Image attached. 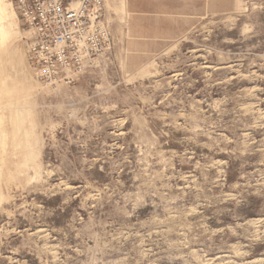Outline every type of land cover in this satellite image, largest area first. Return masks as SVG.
<instances>
[{"label":"rangeland","instance_id":"374dc122","mask_svg":"<svg viewBox=\"0 0 264 264\" xmlns=\"http://www.w3.org/2000/svg\"><path fill=\"white\" fill-rule=\"evenodd\" d=\"M124 1L110 53L48 86L0 0V264H264V0H198L133 73Z\"/></svg>","mask_w":264,"mask_h":264},{"label":"built area","instance_id":"2783aa9c","mask_svg":"<svg viewBox=\"0 0 264 264\" xmlns=\"http://www.w3.org/2000/svg\"><path fill=\"white\" fill-rule=\"evenodd\" d=\"M9 3L24 44L25 63L40 84L71 85L114 47L105 0Z\"/></svg>","mask_w":264,"mask_h":264},{"label":"crops","instance_id":"0c3cea01","mask_svg":"<svg viewBox=\"0 0 264 264\" xmlns=\"http://www.w3.org/2000/svg\"><path fill=\"white\" fill-rule=\"evenodd\" d=\"M198 0H125L120 43L130 73L180 42L194 27ZM204 14L212 0H200ZM123 8L121 7V10Z\"/></svg>","mask_w":264,"mask_h":264},{"label":"bare ground","instance_id":"6f19581e","mask_svg":"<svg viewBox=\"0 0 264 264\" xmlns=\"http://www.w3.org/2000/svg\"><path fill=\"white\" fill-rule=\"evenodd\" d=\"M12 7V6H11ZM13 9V8H12ZM13 12H14V10H13ZM2 15H3V10L1 9V12H0ZM15 14V13H14ZM28 67V66H27ZM30 70V69H29ZM31 72V71H30ZM0 74H1V72H0Z\"/></svg>","mask_w":264,"mask_h":264}]
</instances>
